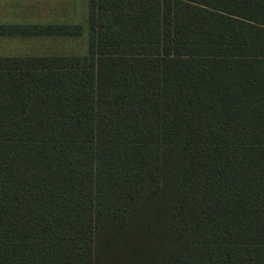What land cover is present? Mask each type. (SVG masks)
Returning a JSON list of instances; mask_svg holds the SVG:
<instances>
[{"label": "trees", "instance_id": "trees-1", "mask_svg": "<svg viewBox=\"0 0 264 264\" xmlns=\"http://www.w3.org/2000/svg\"><path fill=\"white\" fill-rule=\"evenodd\" d=\"M87 25L85 54L0 56V264H264V0Z\"/></svg>", "mask_w": 264, "mask_h": 264}, {"label": "rangeland", "instance_id": "rangeland-1", "mask_svg": "<svg viewBox=\"0 0 264 264\" xmlns=\"http://www.w3.org/2000/svg\"><path fill=\"white\" fill-rule=\"evenodd\" d=\"M12 4L11 1H8ZM15 7L27 8L29 20L78 22L85 27L81 35L12 39L1 46L18 54H84L88 48L87 0H15ZM0 8L3 5L0 2Z\"/></svg>", "mask_w": 264, "mask_h": 264}, {"label": "crops", "instance_id": "crops-1", "mask_svg": "<svg viewBox=\"0 0 264 264\" xmlns=\"http://www.w3.org/2000/svg\"><path fill=\"white\" fill-rule=\"evenodd\" d=\"M8 1H11L12 4L9 3ZM14 1L15 0H0L1 4L3 5V8H0V25H12V24H80L81 25V23H78V22H75V23L74 22H54V21L42 22V21H37V20H29V17L26 14H30V12L27 11V8L15 7L14 5L17 3H15ZM87 3H88V0H87ZM86 8H87V4H86ZM81 27H82V30H81V34H82L85 27H83L82 25ZM87 28H88V25H87ZM62 36L76 37L79 35H36V34L0 33V47L12 39L62 37ZM6 55H39V54H35V53L18 54V53H13L11 51L3 50L2 48H0V56H6Z\"/></svg>", "mask_w": 264, "mask_h": 264}]
</instances>
